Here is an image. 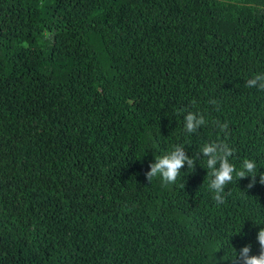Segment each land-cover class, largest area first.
<instances>
[{
	"label": "trees",
	"instance_id": "1",
	"mask_svg": "<svg viewBox=\"0 0 264 264\" xmlns=\"http://www.w3.org/2000/svg\"><path fill=\"white\" fill-rule=\"evenodd\" d=\"M258 74L264 0H0V264L258 254L264 90L246 87ZM189 113L205 119L192 133ZM219 141L257 175L249 188L234 173L218 204L200 149ZM175 145L193 168L148 181Z\"/></svg>",
	"mask_w": 264,
	"mask_h": 264
},
{
	"label": "clouds",
	"instance_id": "2",
	"mask_svg": "<svg viewBox=\"0 0 264 264\" xmlns=\"http://www.w3.org/2000/svg\"><path fill=\"white\" fill-rule=\"evenodd\" d=\"M246 87L264 90V74H258L249 79ZM204 124L205 119L202 115L189 113L185 117L184 127L188 133L194 132ZM225 128H227V124L220 126L221 131ZM200 152L207 158L206 167L209 170L208 175L211 177L209 188L213 191V199L218 204L224 202L225 185L232 182L234 173L238 179L252 177L248 187L253 186L257 175L256 163L251 159H244L241 169L237 170L235 165L230 162L229 158L233 155V150L227 143L223 141L205 143ZM185 163H187L188 168H193V159L185 154L181 145H175L170 152L157 157L155 163L149 165L150 170L145 173V176L148 181L154 177H159L165 185L174 184ZM259 176V182L264 184V173H260ZM256 239L259 243V253L251 254V246L245 245L240 249L234 264H264V227L259 229Z\"/></svg>",
	"mask_w": 264,
	"mask_h": 264
}]
</instances>
